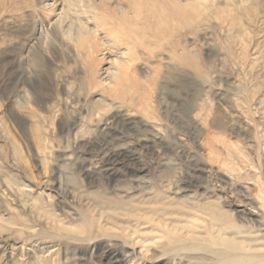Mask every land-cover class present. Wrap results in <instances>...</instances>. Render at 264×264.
I'll use <instances>...</instances> for the list:
<instances>
[{
    "label": "rangeland",
    "instance_id": "obj_1",
    "mask_svg": "<svg viewBox=\"0 0 264 264\" xmlns=\"http://www.w3.org/2000/svg\"><path fill=\"white\" fill-rule=\"evenodd\" d=\"M218 237L264 264V0H0V264Z\"/></svg>",
    "mask_w": 264,
    "mask_h": 264
},
{
    "label": "bare ground",
    "instance_id": "obj_2",
    "mask_svg": "<svg viewBox=\"0 0 264 264\" xmlns=\"http://www.w3.org/2000/svg\"><path fill=\"white\" fill-rule=\"evenodd\" d=\"M179 185V184H178ZM250 204V203H249ZM259 212V211H258ZM257 224V223H256ZM197 237V235H196ZM236 239V238H235ZM218 243H219V246H221L220 248L219 247H216V248H213L214 249V254L216 255V258L220 259L221 262L223 264H248L246 261L244 260H248V259H244V257H238L237 256V251H242L240 249H238L239 247L238 246H234L233 245V240L231 239H226L225 237H218ZM255 241V240H254ZM218 245V244H217ZM240 245V244H239ZM224 246H226L228 248L225 249L223 248ZM243 246V244L241 245ZM148 247V246H147ZM244 247V246H243ZM254 248V247H253ZM238 249V250H237ZM245 249V248H244ZM245 252V251H244ZM252 252V251H251ZM257 252V251H256ZM167 254V253H166ZM251 255V254H250ZM248 255V256H250ZM188 256V255H187ZM240 256V255H239ZM246 257V256H245ZM247 258H250V257H247ZM254 258V257H253ZM257 258H264V256L262 257H257ZM107 259V258H106ZM191 259V258H190ZM194 259V258H193ZM256 259V258H255ZM108 260V259H107ZM188 260V258L186 259ZM263 260V259H262ZM109 261V260H108ZM116 262H119V260H117ZM249 262V260H248ZM264 263V261H263Z\"/></svg>",
    "mask_w": 264,
    "mask_h": 264
}]
</instances>
